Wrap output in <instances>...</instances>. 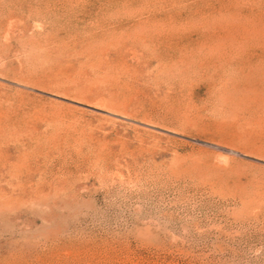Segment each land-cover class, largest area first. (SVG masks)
Segmentation results:
<instances>
[{
    "label": "rangeland",
    "instance_id": "374dc122",
    "mask_svg": "<svg viewBox=\"0 0 264 264\" xmlns=\"http://www.w3.org/2000/svg\"><path fill=\"white\" fill-rule=\"evenodd\" d=\"M0 264H264V0H0Z\"/></svg>",
    "mask_w": 264,
    "mask_h": 264
},
{
    "label": "bare ground",
    "instance_id": "6f19581e",
    "mask_svg": "<svg viewBox=\"0 0 264 264\" xmlns=\"http://www.w3.org/2000/svg\"><path fill=\"white\" fill-rule=\"evenodd\" d=\"M231 154L237 155V153H235L234 151H228Z\"/></svg>",
    "mask_w": 264,
    "mask_h": 264
},
{
    "label": "water",
    "instance_id": "95a60500",
    "mask_svg": "<svg viewBox=\"0 0 264 264\" xmlns=\"http://www.w3.org/2000/svg\"><path fill=\"white\" fill-rule=\"evenodd\" d=\"M204 145V144H203Z\"/></svg>",
    "mask_w": 264,
    "mask_h": 264
}]
</instances>
